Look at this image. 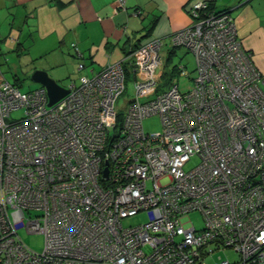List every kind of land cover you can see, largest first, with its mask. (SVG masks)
Returning <instances> with one entry per match:
<instances>
[{
    "label": "built area",
    "instance_id": "2783aa9c",
    "mask_svg": "<svg viewBox=\"0 0 264 264\" xmlns=\"http://www.w3.org/2000/svg\"><path fill=\"white\" fill-rule=\"evenodd\" d=\"M190 14L169 47L195 56L185 92L164 84L162 38L72 80L53 105L0 70V264H212L228 247L238 258L215 264H264V72L230 10L198 0ZM128 66L136 93L122 116ZM153 114L162 132L146 131ZM21 229L44 234V250Z\"/></svg>",
    "mask_w": 264,
    "mask_h": 264
},
{
    "label": "crops",
    "instance_id": "0c3cea01",
    "mask_svg": "<svg viewBox=\"0 0 264 264\" xmlns=\"http://www.w3.org/2000/svg\"><path fill=\"white\" fill-rule=\"evenodd\" d=\"M197 1L0 0V70L3 62L13 61V53H21L57 81L73 73L75 79L90 77L125 59L148 36H169L191 25L190 9ZM213 2L216 8H231L239 38L264 72V0ZM168 51H162L166 66Z\"/></svg>",
    "mask_w": 264,
    "mask_h": 264
},
{
    "label": "rangeland",
    "instance_id": "374dc122",
    "mask_svg": "<svg viewBox=\"0 0 264 264\" xmlns=\"http://www.w3.org/2000/svg\"><path fill=\"white\" fill-rule=\"evenodd\" d=\"M218 1L220 5L222 4L223 5H227V4L233 5L239 0H218ZM233 13L235 14V11ZM159 33L162 34L159 31L157 35H159ZM151 37H153V39H159V38L164 39L165 41L164 51H166L172 43L171 41L172 35L165 36V37L163 36L156 37L155 35ZM149 38L150 37L148 36L147 39H144V41H142L143 43H140V44L148 43V41H150L148 40ZM3 55L5 56V53ZM12 55H13V59H12L13 61H10L8 63L3 62L1 65V70L2 72H4L5 78L9 80L10 82L20 86V89H22L23 91H30L32 89L39 87L41 84L39 82L34 81L32 78V74L35 71V69H41L37 67V65L39 64L33 60L30 61L29 59L20 58L21 53H13ZM166 58H168V55L166 56ZM175 65L177 67H182L184 65H187L186 69L188 70V72H190L189 75H186V74H182L181 72H179V70H176L173 76L171 77L172 79L171 81L173 82H176L177 80L179 81L182 92H185L189 90L190 88L189 86L193 84V78H195L194 71L196 68V64H195V58H194L193 53L190 52L185 46L176 47L175 52L171 55V57L168 60L165 70L172 73ZM77 75L78 74L73 73L72 76L68 75L66 78L60 79L59 81L61 84L66 85L67 87V85L69 86L72 83V80L75 79ZM79 77H80V74L75 79L77 80L78 83L80 81ZM164 77L168 79V76L165 75ZM127 78L128 80H127V86L125 89L126 91L122 95H120L116 100L117 106L119 108V112L123 114L122 116L126 115V110L129 104L128 101L133 99L136 93L133 73H129V76H127ZM24 111H25L24 108L13 110L11 113V117L21 118ZM143 124L145 126L146 131L150 133L162 132L164 128L163 124L161 123L160 116L158 114H153L151 115V117L145 118L143 121ZM192 158L193 159L186 166L187 169H191L192 167H195L200 162L199 157L194 156ZM33 214L35 215L34 212ZM187 215L190 217V219L193 221L196 227L202 228L204 220H203L202 213L199 210L190 211V213ZM147 220H148L147 213L146 211H143V212L138 213L135 216H132L131 218L125 219V224L126 225H129L132 223L139 224V223H144V221H147ZM19 234L23 237V240L25 241V243L28 244V246L32 247L34 250L38 252L44 250L45 248L44 246L45 245V235L44 234L40 232L30 233L26 231V229H21ZM227 258L231 259L232 261L236 260L238 258V253L236 252V250H233V248L228 247L226 251L221 250L219 252H216L213 258H210L209 261L212 264H215L216 260H219V259L227 260Z\"/></svg>",
    "mask_w": 264,
    "mask_h": 264
},
{
    "label": "water",
    "instance_id": "95a60500",
    "mask_svg": "<svg viewBox=\"0 0 264 264\" xmlns=\"http://www.w3.org/2000/svg\"><path fill=\"white\" fill-rule=\"evenodd\" d=\"M32 78L47 89L50 97L49 105L55 104L69 93V88H66L59 81L51 77L48 70L35 69ZM105 173L108 174L107 169Z\"/></svg>",
    "mask_w": 264,
    "mask_h": 264
},
{
    "label": "trees",
    "instance_id": "16d2710c",
    "mask_svg": "<svg viewBox=\"0 0 264 264\" xmlns=\"http://www.w3.org/2000/svg\"><path fill=\"white\" fill-rule=\"evenodd\" d=\"M208 1V3L210 4V9H212V10H214V12H224V11H229L231 8H216V6H215V4H214V2H213V0H207ZM1 39H2V37H1ZM138 46V45H137ZM179 47V46H178ZM175 49H176V47H173V48H171V50L169 51V53H170V55H172L174 52H175ZM194 58H195V56H194ZM184 66H187V65H184ZM183 66V67H184ZM197 67V66H196ZM176 70H179V72H181L182 70H183V68H181V67H177L176 65H175V67H174V70L172 71V73H170L169 71H165V74L163 75V77L166 75V76H168V79H166L165 77L163 78V81H165L164 82V84L166 83V84H173L174 82L173 81H171L172 79H171V77L173 76V74L175 73V71ZM129 73H132V70H131V68L128 66L127 67V76H129ZM189 74H190V72H188ZM194 77H196V68H195V71H194ZM188 74V75H189ZM194 79V78H193Z\"/></svg>",
    "mask_w": 264,
    "mask_h": 264
},
{
    "label": "clouds",
    "instance_id": "9594fccd",
    "mask_svg": "<svg viewBox=\"0 0 264 264\" xmlns=\"http://www.w3.org/2000/svg\"><path fill=\"white\" fill-rule=\"evenodd\" d=\"M230 12H231V11H230ZM171 48H172V47H171ZM171 48H170V49H171ZM165 71H166V70H165ZM165 71H164V74H165ZM164 74H163V75H164ZM42 87H44V86L42 85ZM65 87H66V86H65ZM66 88H68V87H66Z\"/></svg>",
    "mask_w": 264,
    "mask_h": 264
},
{
    "label": "flooded vegetation",
    "instance_id": "af4514ba",
    "mask_svg": "<svg viewBox=\"0 0 264 264\" xmlns=\"http://www.w3.org/2000/svg\"><path fill=\"white\" fill-rule=\"evenodd\" d=\"M167 50H169V51H170L171 49H170V48H168ZM169 51H168V52H169ZM6 80H7V79H6Z\"/></svg>",
    "mask_w": 264,
    "mask_h": 264
}]
</instances>
